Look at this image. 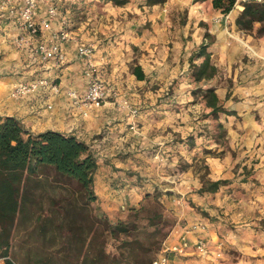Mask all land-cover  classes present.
Masks as SVG:
<instances>
[{
    "label": "crops",
    "instance_id": "0c3cea01",
    "mask_svg": "<svg viewBox=\"0 0 264 264\" xmlns=\"http://www.w3.org/2000/svg\"><path fill=\"white\" fill-rule=\"evenodd\" d=\"M7 1L0 0V122L7 117H14L33 133L57 131L86 143L98 162L94 183L98 201L105 200L106 205L112 207L116 203L118 191H125L130 198V193L136 189L133 183L147 173L157 175L158 181L167 180L168 184L162 189L166 202L185 205L194 196L193 191L202 189V184L193 172V162L200 150H203L206 153V165L210 170L208 178L212 182L231 180L228 186H221L215 193H201L200 199L206 210L211 213L227 206V211L235 209L234 218L238 221H259L264 218V39L255 41L253 52H247L244 47L227 37V21L220 10L214 9L213 0L209 1L208 8L215 12V16L219 14L223 18L208 30L209 34L215 36L214 43L207 44L212 65L219 71L224 60L228 59L230 63L232 56L242 52L248 53L249 57L256 56L254 59L258 69L247 73V78H258V83L251 81L242 85L244 80L241 79L234 92L231 90L233 94L229 97L231 93L228 94L226 88L212 84L218 73L212 80L196 82L193 76L194 66H200L205 57L193 56V50L190 48H194V44L199 46L201 39L200 42L194 39L192 45H188L189 42L185 45V35L179 36L177 31L179 25L173 26L165 22L167 7H150L146 5V0H127L124 6H116L111 2L103 3L109 12L105 16L110 23L106 22L108 25L101 27L95 19L85 32L88 23L75 24L66 14L68 12L62 11L59 17L52 21L51 28L39 35L38 40H48L52 32L66 29L77 42L92 45L95 48L94 61L101 78L111 89L129 98L132 107L138 110V115L132 116L128 110L113 102L87 111L82 106L74 105L67 95L69 91L84 93L86 89L82 73L83 61L76 55L75 42L63 45L67 54L66 64L43 65L34 59L27 49L15 46L13 41L19 31L10 13L17 7L18 1L12 0L9 6H3ZM204 6L198 3L192 13L200 14L199 9L203 10ZM238 6L239 3L236 2L230 13L229 24H233L236 18L233 13L239 14L243 10L242 6ZM45 9L43 5L40 7L41 17L46 15ZM195 15H192V18ZM158 20L162 21V24H159ZM200 20L199 18L198 22L190 21L183 27V31L187 32L186 36L193 26L192 30L200 37L203 31L199 27ZM99 21L105 23L103 18ZM158 37L163 38L165 43L175 41L176 48L185 50L184 55L176 53L174 62H177V74L180 70L187 72L184 75L189 81V88H199L204 84L202 92L214 89L219 99L218 106L233 113L228 116L224 114L221 118L212 115V108L208 107L205 99L201 105L190 103L188 109L198 110L202 106L207 114L206 120L202 121L205 124L203 127L208 130L202 137L203 141H200L201 138L194 141L184 137L189 132L193 136L201 121L196 124L192 118L188 120L179 114L171 113L167 105L140 98V95H146L142 91L143 85L158 72V55L153 52L149 55L151 57L140 60L138 66H134L140 67L145 75L144 80L139 81L134 70L130 71V46L141 47L146 45V42L149 46H155L158 45ZM181 59L182 66L179 65ZM41 76L49 77L59 85L61 94H38L22 99L11 97L17 84L30 82ZM242 77L244 76L241 75L240 78ZM236 94H240L243 99L239 102L240 105L231 101ZM235 116L240 117V120L236 121ZM227 148L234 152V157L228 153L224 154ZM244 159L246 163L242 164ZM178 162L185 166H180ZM239 162L246 170L251 169L248 176L235 178L232 169ZM243 178L246 180L243 181ZM227 188L230 191L226 192ZM136 195L141 196L139 193ZM105 198L110 199L111 203H107L109 200ZM230 198H233L232 202ZM179 217L185 220L187 225L177 227L168 243L176 244L183 238L194 243L200 236L207 240L217 238L216 234L201 229L194 234H188L192 226L201 223L196 222L191 213H182ZM207 220L210 221V218ZM195 255L197 254L193 249H189L182 256H172L170 263L185 264L188 257Z\"/></svg>",
    "mask_w": 264,
    "mask_h": 264
},
{
    "label": "rangeland",
    "instance_id": "374dc122",
    "mask_svg": "<svg viewBox=\"0 0 264 264\" xmlns=\"http://www.w3.org/2000/svg\"><path fill=\"white\" fill-rule=\"evenodd\" d=\"M209 1L167 0L164 5H158L161 8H168L165 22L173 26L175 24L179 25L177 31L180 33L179 36L183 37L185 35L183 38L185 45L187 42H189L188 45H192L194 39L197 42H200L199 40L201 39L199 46L194 44L195 47L190 48L193 50V56L198 53V48L203 43H214L215 36L209 34L208 30L210 26L216 24L218 21H222L223 18L225 19V17L222 18L219 14L215 16V12L208 8ZM103 3L106 4L102 0H58L56 2L59 14L62 11L68 12L66 14L70 16V20L75 24L88 23L84 32L95 19L98 20V24H101V27L108 25L106 22L110 23L105 16L109 12ZM198 3L205 6L203 10L199 9L200 14L195 15L192 13V9L197 7ZM243 4L241 1L239 6L243 7ZM239 14L233 13L236 16L233 24L232 22L231 24L228 23L230 19H225L227 21V29L225 31L230 40L236 41L247 52L251 53L253 52L252 46L255 45V41L264 39V36L257 34L259 25H256L253 33H245L239 30L235 24ZM192 15L195 16L192 18ZM100 18H103L105 23H101L99 21ZM199 18L201 19L199 27L203 30L200 37L192 30L193 26L189 29L186 36L187 32L183 31V27L190 21L198 22ZM158 23L162 24V21L158 20ZM173 31L174 28H172ZM160 35L161 33L158 31V36ZM163 41V38L158 37V45L156 44L155 46L151 44L150 47L149 44L147 45V42L145 43L146 45L141 47L130 46V52L132 53L131 72L135 69V65L138 66L140 60L148 58L153 52L158 55V72L143 85L142 91L146 95H140V98L149 102L157 101L158 104L167 105L171 109V113L179 114L180 117L188 120L192 118L196 124L198 121H201L198 124V128L194 130L193 136L189 132L184 137L189 138V140L193 139L194 141L201 138L200 141H203L202 137L208 130L206 127H203L205 124L202 121L206 120L207 114L203 111L202 106L198 110H190L188 107L190 103L201 105L204 102L202 92L204 84H201L199 88H195V86L189 88V81L187 76H185L187 72L180 70L183 74H180V72L177 74V62H174L176 53L184 55L186 54L185 50L176 48L175 41L166 43ZM254 57L256 56L249 57L248 53L242 52L237 56H232L230 63V60H224L212 84L215 87L226 88L228 94L231 93L229 94V97H231L236 84L241 82V79L244 80L242 85L251 81L258 83V78H247V73L253 69H258ZM222 58L224 59L225 57L222 56ZM182 62L183 59L180 60V66H182ZM237 73L238 76L236 77ZM241 75L244 77L240 78ZM129 101L131 103L130 99ZM231 101L234 104L238 103L240 105L239 102L243 101V99L240 94H236L232 97ZM224 114L218 115V117L223 118ZM235 117L236 121L240 120V117ZM180 139L182 140L181 137ZM226 151L224 154L228 153L234 157L232 150L227 148ZM204 155L206 153L200 150L193 162V172L199 179L202 187L206 182L211 181L208 178L210 170L206 165ZM210 155L213 156V154ZM245 163L244 159L242 164ZM250 163L254 164L255 161H250ZM178 164L182 167L185 166L181 162H178ZM242 164L239 162L232 169V172L236 175L235 178H241L242 175L248 176L251 173V169L246 170ZM46 173L41 178L43 180L41 187L31 189V193L24 201L23 211L18 216L13 231L9 259L16 264H94L93 262L101 250H104L109 255L116 253L119 242L109 237L104 231L103 226L93 224L90 215L78 218L77 224L75 227L73 226V231L69 228L68 219L65 214L66 208L69 203L81 204L79 187L75 182L71 181L60 180L61 182H54V173L52 171ZM242 180L244 181L246 178ZM160 181H158V176L155 174H143L133 183L136 189L130 193V198L125 191L124 194L120 190L116 194L117 199L113 207L107 206L105 200H99L92 207L96 209L98 216L104 214L112 223L129 221L131 224L137 225L140 229V232L137 233L148 244L152 245L159 242V233L167 235L166 241L170 240L177 227H185L187 225V222L179 217L180 214L191 213L196 222L201 223L200 227L202 231L207 233L212 232L217 235L218 239L216 237L212 240L211 238L206 239L213 252L218 250L219 243H223L222 255L217 260L195 255L188 257V261L185 264H264V218L259 221H238L234 218L235 209L231 208L227 211V206L210 213L206 210L200 199L202 196L200 191H193L192 194L194 196L185 205L182 203H168L163 199L164 194L162 192L163 187L168 182L167 180ZM223 181H227V184L223 186H228L231 183V180ZM225 191H230V189L227 188ZM137 193L141 196L138 197ZM105 199L109 200L107 203H111L110 199ZM230 201L232 202L233 198H230ZM102 202L103 205H101ZM94 214L95 212H93ZM158 215H161L162 219H158ZM209 218L210 221L207 220ZM155 225H159V227ZM160 249L162 247L157 246L154 248V251H159ZM4 264H6L5 260Z\"/></svg>",
    "mask_w": 264,
    "mask_h": 264
},
{
    "label": "trees",
    "instance_id": "16d2710c",
    "mask_svg": "<svg viewBox=\"0 0 264 264\" xmlns=\"http://www.w3.org/2000/svg\"><path fill=\"white\" fill-rule=\"evenodd\" d=\"M103 1L116 6L127 4V0ZM166 2L167 0H146V5L153 7L164 5ZM236 2L237 0H213V7L220 10L223 15H228ZM235 24L245 33H253L256 25H259L257 34L264 36V1L244 3L243 11ZM208 46L202 44L196 54L197 58L205 57L200 66H194L193 76L196 82L212 80L218 73L217 68L211 63V56L207 52ZM134 74L139 81L145 78L140 67L134 69ZM203 97L208 107L212 108V115L233 114L218 106L219 99L214 89L203 92ZM97 170V158L90 147L74 136L57 131L33 133L14 117H7L0 122V259H4L6 264H16L9 259V250L18 216L23 211L24 201L31 193V189L41 187L42 176L52 171L54 182L66 180L75 182L79 187L81 204L69 203L66 208L69 228L73 231L78 218L90 215L93 224L103 226L109 237L119 242L116 253L109 255L101 250L94 264H153L161 251V249L154 251V248L162 247L167 235L159 233V242L155 245L148 244L137 233L140 232L137 225L129 221L112 223L106 215L98 216L96 209L92 207L98 203L94 186ZM226 184L227 181L223 180L209 181L200 192L215 193ZM158 219H162V216L158 215Z\"/></svg>",
    "mask_w": 264,
    "mask_h": 264
},
{
    "label": "built area",
    "instance_id": "2783aa9c",
    "mask_svg": "<svg viewBox=\"0 0 264 264\" xmlns=\"http://www.w3.org/2000/svg\"><path fill=\"white\" fill-rule=\"evenodd\" d=\"M17 7L11 10V16L18 28L19 35L14 38V44L20 49H27L34 59L43 65L55 64L64 65L67 63V54L63 45L68 42H75L76 55L83 61V77L86 81L84 93L69 91L68 97L72 99L74 105L82 106L87 111L98 109L107 103H115L120 108L128 110L132 116L138 115V110L134 109L125 96H121L117 90L111 89L101 78L97 65L94 61L95 48L92 45L79 43L71 33L62 29L51 33L48 40H38L39 35L51 28L52 21L59 17V8L56 4L58 0H17ZM246 2L262 3L264 0H238L239 4ZM12 0H8L3 6H7ZM45 6L44 17H41L40 7ZM9 6V5H8ZM238 8H242L238 6ZM229 19L230 14L224 15ZM62 90L59 85L46 76L17 84L12 90L13 99H22L31 95L46 94L59 95ZM201 229L200 225L192 226L188 234H194ZM223 243H219L218 250L213 252L208 242L203 236L198 237L194 243H190L187 238H183L179 243L165 242L162 246L158 258L153 264H171L172 256H182L193 249V252L201 257L219 259L222 255ZM0 264L4 260L0 259Z\"/></svg>",
    "mask_w": 264,
    "mask_h": 264
}]
</instances>
